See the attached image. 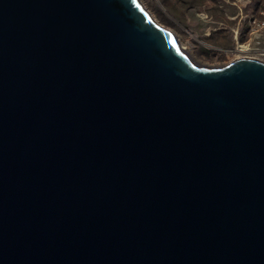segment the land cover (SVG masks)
<instances>
[{
  "label": "water",
  "instance_id": "obj_1",
  "mask_svg": "<svg viewBox=\"0 0 264 264\" xmlns=\"http://www.w3.org/2000/svg\"><path fill=\"white\" fill-rule=\"evenodd\" d=\"M0 264H264V61L199 65L141 0H0Z\"/></svg>",
  "mask_w": 264,
  "mask_h": 264
},
{
  "label": "rangeland",
  "instance_id": "obj_2",
  "mask_svg": "<svg viewBox=\"0 0 264 264\" xmlns=\"http://www.w3.org/2000/svg\"><path fill=\"white\" fill-rule=\"evenodd\" d=\"M141 2L160 25L176 35L193 60L206 67H221L244 58L241 47L249 42L248 20L264 9V0Z\"/></svg>",
  "mask_w": 264,
  "mask_h": 264
},
{
  "label": "built area",
  "instance_id": "obj_3",
  "mask_svg": "<svg viewBox=\"0 0 264 264\" xmlns=\"http://www.w3.org/2000/svg\"><path fill=\"white\" fill-rule=\"evenodd\" d=\"M248 34L249 42L241 47L246 53L244 58L264 59V9L248 20Z\"/></svg>",
  "mask_w": 264,
  "mask_h": 264
},
{
  "label": "bare ground",
  "instance_id": "obj_4",
  "mask_svg": "<svg viewBox=\"0 0 264 264\" xmlns=\"http://www.w3.org/2000/svg\"><path fill=\"white\" fill-rule=\"evenodd\" d=\"M246 0H237L238 3H244ZM144 5V4H143ZM183 48V47H182ZM184 49V48H183ZM244 50V49H242ZM193 59V58H192ZM198 63V62H197Z\"/></svg>",
  "mask_w": 264,
  "mask_h": 264
}]
</instances>
